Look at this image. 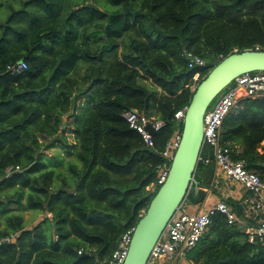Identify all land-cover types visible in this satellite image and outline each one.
Returning a JSON list of instances; mask_svg holds the SVG:
<instances>
[{
	"label": "trees",
	"instance_id": "trees-1",
	"mask_svg": "<svg viewBox=\"0 0 264 264\" xmlns=\"http://www.w3.org/2000/svg\"><path fill=\"white\" fill-rule=\"evenodd\" d=\"M235 48L264 49V0H0V264H111L161 187L163 151L184 127L175 114ZM187 52L207 64L190 68ZM132 109L164 122L153 146ZM221 136L264 179V97L244 99ZM213 174L199 163L187 201H204ZM27 211L43 216L28 226ZM249 227L217 213L186 258L264 264Z\"/></svg>",
	"mask_w": 264,
	"mask_h": 264
},
{
	"label": "built area",
	"instance_id": "built-area-1",
	"mask_svg": "<svg viewBox=\"0 0 264 264\" xmlns=\"http://www.w3.org/2000/svg\"><path fill=\"white\" fill-rule=\"evenodd\" d=\"M238 48H235V52ZM190 68L205 66L206 60L192 52L186 53ZM15 72H21L27 67L25 61L9 66ZM264 97V71L246 72L239 75L226 89L219 95L212 107L208 108L204 116V147L199 157V163L215 164L222 170L224 175L232 180L243 184L251 193L250 211L259 219L258 225L253 228L250 241L260 238L264 242V179L256 172L246 167L245 160L234 159V149L223 143L221 128L226 117L241 102L247 98ZM185 107L179 110L175 116L178 120H183L186 114ZM132 127L138 129L144 136L145 143L154 145L153 134L147 130L148 125H152L155 131L160 130L164 122L155 117L132 109L124 113ZM182 133H177L170 140L163 155L172 162L174 154L180 144ZM208 145L212 148L210 156H204V148ZM171 163L165 162L159 175L158 183L162 185L169 174ZM183 207V206H182ZM182 207L176 210L171 217L165 231L152 249L147 264H172L174 259L186 256L187 252L196 247L203 237L208 226L212 222L215 214L221 213L226 216L229 224L239 222V217L233 208L224 200H220L205 211L195 214L183 211ZM135 227L125 232L111 260V264H123L133 237ZM1 242V241H0ZM82 253V251H80Z\"/></svg>",
	"mask_w": 264,
	"mask_h": 264
},
{
	"label": "water",
	"instance_id": "water-1",
	"mask_svg": "<svg viewBox=\"0 0 264 264\" xmlns=\"http://www.w3.org/2000/svg\"><path fill=\"white\" fill-rule=\"evenodd\" d=\"M88 5L96 7L92 3ZM256 71H264V49H245L223 58L199 83L186 109L181 141L172 159L168 177L136 225L123 264H147L153 247L173 214L187 201L192 189L193 196L197 197L201 186L196 179V172L204 147L205 113L239 75ZM147 130L151 134L156 132L151 124ZM221 263V260L213 261V264Z\"/></svg>",
	"mask_w": 264,
	"mask_h": 264
},
{
	"label": "crops",
	"instance_id": "crops-1",
	"mask_svg": "<svg viewBox=\"0 0 264 264\" xmlns=\"http://www.w3.org/2000/svg\"><path fill=\"white\" fill-rule=\"evenodd\" d=\"M204 152L210 156L212 154V148L208 145L205 146ZM214 166V174L211 179L207 180V185L205 187V199L203 202L194 203L193 201H186L182 207L183 211H186L190 214H195L200 211H205L212 207L215 203L220 200L226 201L234 210L235 206L233 203H238L242 207V213L238 215L239 222L241 225L250 226V223L258 225V217H255V214L250 211V199L252 197V193L240 182L227 178L222 170L218 168L215 164ZM208 170L205 169L202 173H200L201 178L207 177ZM32 212V211H30ZM27 220V215L25 216ZM28 222V220H27ZM250 222V223H249ZM37 223V222H36ZM249 224V225H248ZM249 227L250 230L255 228Z\"/></svg>",
	"mask_w": 264,
	"mask_h": 264
},
{
	"label": "rangeland",
	"instance_id": "rangeland-1",
	"mask_svg": "<svg viewBox=\"0 0 264 264\" xmlns=\"http://www.w3.org/2000/svg\"><path fill=\"white\" fill-rule=\"evenodd\" d=\"M197 77L198 76H196L195 77V79H197ZM81 94H82V92H81ZM85 98H81V100L83 101ZM81 100H79V101H81ZM216 101V100H215ZM215 101L213 102V104L215 103ZM213 104L210 106V107H212L213 106ZM73 122H74V118L72 117H69L68 115L67 116H65V125H64V127H65V134H66V136L68 137V140L71 142V143H74L75 142V138H74V136L72 135V132H71V130H72V128H73ZM60 149V147H58V146H55L54 148H52L51 150H49V151H47V153H48V155H53L54 154V152L56 151V150H59ZM27 215V220H28V222H27V224H28V226H31V225H33V224H35L37 221H39L41 218H42V214L41 213H37V212H34V211H32V212H30V211H27L26 213H25V216ZM172 264H195V263H193V262H191V261H189L187 258H186V256H184V257H179L178 259H174L173 260V262H172Z\"/></svg>",
	"mask_w": 264,
	"mask_h": 264
}]
</instances>
